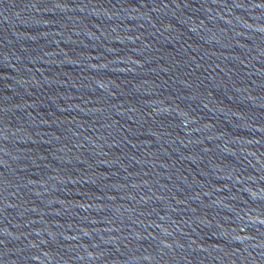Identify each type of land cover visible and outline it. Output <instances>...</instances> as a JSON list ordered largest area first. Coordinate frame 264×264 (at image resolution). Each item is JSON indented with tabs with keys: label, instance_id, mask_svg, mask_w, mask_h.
<instances>
[{
	"label": "water",
	"instance_id": "water-1",
	"mask_svg": "<svg viewBox=\"0 0 264 264\" xmlns=\"http://www.w3.org/2000/svg\"><path fill=\"white\" fill-rule=\"evenodd\" d=\"M0 264H264V0H0Z\"/></svg>",
	"mask_w": 264,
	"mask_h": 264
}]
</instances>
